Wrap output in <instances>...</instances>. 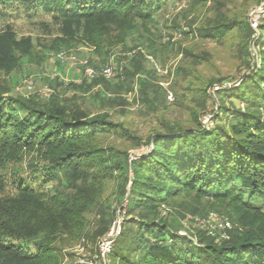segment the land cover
Returning a JSON list of instances; mask_svg holds the SVG:
<instances>
[{
  "label": "trees",
  "instance_id": "trees-1",
  "mask_svg": "<svg viewBox=\"0 0 264 264\" xmlns=\"http://www.w3.org/2000/svg\"><path fill=\"white\" fill-rule=\"evenodd\" d=\"M164 5L165 0H0V18L18 10L28 17L40 14L59 24L64 34H69L67 25L81 27L88 32L86 40L96 45V38L105 37L113 27L127 30L135 23L141 28L151 23ZM228 25L214 27L212 36L223 35ZM241 28L253 31L248 24ZM259 32L264 33V23ZM29 46V39L0 33V72L11 73L18 60L29 54ZM87 63L97 76L72 88H108L111 79ZM257 73L237 91L228 92L245 100V113L236 110L235 118L209 131L197 123L187 129L167 127L151 137L150 152L130 165L125 154L100 142L105 135L133 140L122 124L105 117L89 118L78 106L53 99L43 107L26 105L0 87V193L11 190L0 199V264H56L58 249L50 245L51 238L78 231L83 216L101 202L95 196V184L118 178L122 180L118 203L128 193L126 213L136 219L123 223L109 253L111 260L120 264H264V63ZM137 81L147 96L145 81ZM249 85H254L256 94L249 95ZM142 98L144 106L155 107L153 99ZM28 151L41 153L44 167L6 181L4 167ZM128 178L129 192L125 190ZM49 184L53 187L45 189ZM182 192L230 205L251 230L244 236L221 231L228 233L227 239L216 237L217 228L179 235L159 216V209ZM43 234L48 235L45 240Z\"/></svg>",
  "mask_w": 264,
  "mask_h": 264
},
{
  "label": "rangeland",
  "instance_id": "rangeland-1",
  "mask_svg": "<svg viewBox=\"0 0 264 264\" xmlns=\"http://www.w3.org/2000/svg\"><path fill=\"white\" fill-rule=\"evenodd\" d=\"M10 13L0 18V33L14 35L16 40L29 39V54L18 60L11 73L0 72V87L26 105L43 107L53 99L78 106L89 118L105 117L111 123L122 124L133 140L105 135L100 142L125 154L129 165L146 156L154 140L151 137L164 133L167 127L187 129L197 123L209 131L235 118L238 113L232 112L245 113V100L228 96V92L237 91L247 77L258 74L264 63V33L259 28L241 30L252 19L259 25L264 23V0H165L151 23L142 28L135 23L127 30L113 27L105 37L96 38V45L86 40L88 32L79 26L67 25L69 34H64L59 24L43 15L33 13L28 17L22 10ZM223 23H229L228 30L212 36V29ZM60 52L74 56L76 63L60 62ZM83 61L97 69L111 67L113 76L108 88H72L85 79L80 65ZM137 78L145 81L147 96L140 92ZM29 79L34 88L28 91ZM69 83L71 87H66ZM252 88L248 89L249 95L256 94ZM142 97L153 99L155 107L150 110L144 106ZM44 164L38 151L23 152L15 164L4 167L2 174L10 182L20 173L40 170ZM121 184L120 178L95 184V196L101 202L83 216L79 230L49 236L53 240L50 245L58 249L56 264H120L109 258L114 243L105 256H101L100 244L117 219L122 225L136 219L126 213L128 193L118 203ZM52 187L49 184L45 189ZM8 191L0 193V199L11 193ZM159 216L181 236L217 228L216 237L227 239L228 233L221 231L227 229L244 236L250 229L240 222L242 214L230 205L188 192L164 204ZM47 237L43 234V240Z\"/></svg>",
  "mask_w": 264,
  "mask_h": 264
},
{
  "label": "built area",
  "instance_id": "built-area-1",
  "mask_svg": "<svg viewBox=\"0 0 264 264\" xmlns=\"http://www.w3.org/2000/svg\"><path fill=\"white\" fill-rule=\"evenodd\" d=\"M250 26L253 30H256L259 28V22L256 19H252V22L250 23ZM58 58L62 63L65 62H73L76 63V58L74 56L71 57H66L64 52H60L58 54ZM151 62L153 63V61L151 60ZM80 65L83 67V75L85 78L92 80L97 76V73L88 66L87 61H83L80 63ZM101 74L104 78H106L107 80L111 79L113 76L112 73V69L111 67H105L104 69H102ZM34 88V82L33 80L29 79L27 81V87L26 89L29 91L31 89ZM45 92L46 94L50 93V90L48 88H45ZM218 225V223L216 224ZM228 225V224H226ZM219 226L222 227L223 223L220 222ZM122 231V223L121 220L117 219L114 223H113V227L111 229V232L109 235H107L102 241H101V256H105V254H107L110 250L111 245L114 243L115 239L121 234Z\"/></svg>",
  "mask_w": 264,
  "mask_h": 264
},
{
  "label": "crops",
  "instance_id": "crops-1",
  "mask_svg": "<svg viewBox=\"0 0 264 264\" xmlns=\"http://www.w3.org/2000/svg\"><path fill=\"white\" fill-rule=\"evenodd\" d=\"M68 62H70V61H68Z\"/></svg>",
  "mask_w": 264,
  "mask_h": 264
}]
</instances>
